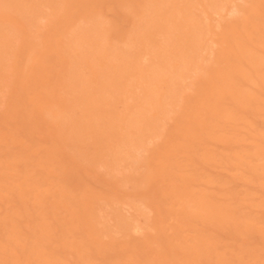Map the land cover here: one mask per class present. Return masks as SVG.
Masks as SVG:
<instances>
[{
  "label": "rangeland",
  "instance_id": "1",
  "mask_svg": "<svg viewBox=\"0 0 264 264\" xmlns=\"http://www.w3.org/2000/svg\"><path fill=\"white\" fill-rule=\"evenodd\" d=\"M0 264H264V0H0Z\"/></svg>",
  "mask_w": 264,
  "mask_h": 264
}]
</instances>
